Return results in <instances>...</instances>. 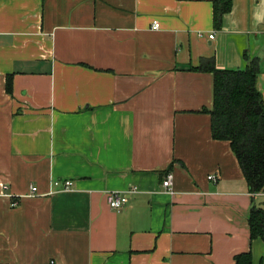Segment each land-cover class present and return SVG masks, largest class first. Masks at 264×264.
Returning <instances> with one entry per match:
<instances>
[{
  "label": "crops",
  "instance_id": "1",
  "mask_svg": "<svg viewBox=\"0 0 264 264\" xmlns=\"http://www.w3.org/2000/svg\"><path fill=\"white\" fill-rule=\"evenodd\" d=\"M245 54L264 102V0H231L220 28L212 0H0V182L17 200L0 197V264H233L246 251L264 264L247 221L264 193L211 135L213 74L190 69H244Z\"/></svg>",
  "mask_w": 264,
  "mask_h": 264
},
{
  "label": "trees",
  "instance_id": "2",
  "mask_svg": "<svg viewBox=\"0 0 264 264\" xmlns=\"http://www.w3.org/2000/svg\"><path fill=\"white\" fill-rule=\"evenodd\" d=\"M212 3L213 25L220 28L223 14L231 8V0H212ZM244 56L247 60L244 69L217 68L212 58L203 59L190 69L213 74V103L206 110L211 135L229 142L254 197L264 193V102L256 86L258 59ZM247 221L250 240L260 238L264 242V208L253 203ZM233 264H252L251 252L235 255Z\"/></svg>",
  "mask_w": 264,
  "mask_h": 264
},
{
  "label": "built area",
  "instance_id": "3",
  "mask_svg": "<svg viewBox=\"0 0 264 264\" xmlns=\"http://www.w3.org/2000/svg\"><path fill=\"white\" fill-rule=\"evenodd\" d=\"M151 28L153 29H157L158 28V22L157 21H153L151 24ZM210 38H212V34L209 35ZM207 178L209 180H215L216 179V175L215 174H211L208 175ZM72 181L70 179H64V180H58L55 179L52 181V185L54 187L53 191H65V190H69L72 187ZM161 187L163 189V191L167 192V193H174L173 189H172V175L171 173H167L165 175V177L162 179L161 181ZM135 189H129L128 191L125 192H120V191H108L106 193V202L107 205L114 210H118L120 209L126 202L128 199V196L130 193L134 192ZM36 191L37 188L35 185H30L29 187V191L25 194L26 196H34L36 195ZM14 196L16 198V195H12L11 193H9V186L6 183L0 182V197H7V198H11L12 201H10V205L14 206L17 204V200L13 199ZM52 263V261H51Z\"/></svg>",
  "mask_w": 264,
  "mask_h": 264
},
{
  "label": "rangeland",
  "instance_id": "4",
  "mask_svg": "<svg viewBox=\"0 0 264 264\" xmlns=\"http://www.w3.org/2000/svg\"><path fill=\"white\" fill-rule=\"evenodd\" d=\"M259 202H260L259 200L256 201L257 205H259Z\"/></svg>",
  "mask_w": 264,
  "mask_h": 264
}]
</instances>
